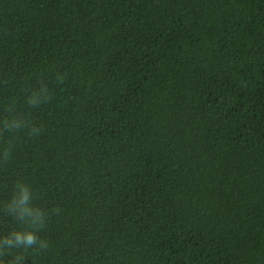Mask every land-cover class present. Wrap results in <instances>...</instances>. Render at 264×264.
<instances>
[{"label": "trees", "instance_id": "obj_1", "mask_svg": "<svg viewBox=\"0 0 264 264\" xmlns=\"http://www.w3.org/2000/svg\"><path fill=\"white\" fill-rule=\"evenodd\" d=\"M9 106L42 129L0 133V201L47 210L22 264H264V0H0Z\"/></svg>", "mask_w": 264, "mask_h": 264}, {"label": "clouds", "instance_id": "obj_2", "mask_svg": "<svg viewBox=\"0 0 264 264\" xmlns=\"http://www.w3.org/2000/svg\"><path fill=\"white\" fill-rule=\"evenodd\" d=\"M57 81L62 83L63 78L57 77ZM39 86L29 91L26 96V103L29 108H39L48 102L51 97L46 84L38 82ZM8 117L2 121L0 133L8 132L12 134V139L4 149V161L7 162L11 155V148L14 144L15 136L24 129H29V134L37 136L41 134L42 129L38 126L29 124L21 115L16 114L14 106L7 108ZM11 197L6 201H0V214L11 218L16 222L18 227H13L3 236H0V264H22V255H13V250L27 251L35 249L46 251L48 241L46 238L38 235L46 227L47 210L39 206H33L34 193L30 186L23 182L17 181L14 186ZM58 209H53V214ZM11 256V259H4Z\"/></svg>", "mask_w": 264, "mask_h": 264}]
</instances>
